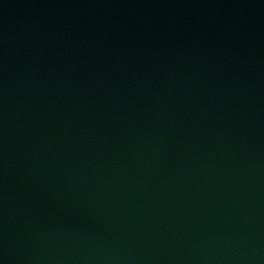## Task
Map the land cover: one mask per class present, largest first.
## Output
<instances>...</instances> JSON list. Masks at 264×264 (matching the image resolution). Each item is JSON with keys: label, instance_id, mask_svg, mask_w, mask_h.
Instances as JSON below:
<instances>
[{"label": "water", "instance_id": "95a60500", "mask_svg": "<svg viewBox=\"0 0 264 264\" xmlns=\"http://www.w3.org/2000/svg\"><path fill=\"white\" fill-rule=\"evenodd\" d=\"M71 264H264V0H218Z\"/></svg>", "mask_w": 264, "mask_h": 264}]
</instances>
